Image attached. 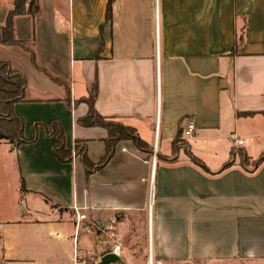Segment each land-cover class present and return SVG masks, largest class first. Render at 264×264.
<instances>
[{"label":"crops","instance_id":"0c3cea01","mask_svg":"<svg viewBox=\"0 0 264 264\" xmlns=\"http://www.w3.org/2000/svg\"><path fill=\"white\" fill-rule=\"evenodd\" d=\"M13 1L0 0V27ZM33 4L32 15L15 18L14 37L68 84L70 103L62 87L0 47V61L28 81L14 112L24 136H37L19 148L0 144L18 168L16 191L40 204L0 221V264H78L116 248L117 264H264V0ZM95 82L98 114L133 130L149 151L124 139L88 174L76 145L98 164L108 139L105 128L78 123ZM52 121L66 135L69 163L58 161L42 126L34 130ZM189 123L196 129L184 138Z\"/></svg>","mask_w":264,"mask_h":264},{"label":"trees","instance_id":"16d2710c","mask_svg":"<svg viewBox=\"0 0 264 264\" xmlns=\"http://www.w3.org/2000/svg\"><path fill=\"white\" fill-rule=\"evenodd\" d=\"M33 11V0L13 1V8L8 14L6 23L4 26L0 27V47L6 49L10 47L21 49L23 52L22 57L33 69L52 84L62 87L65 90V101L69 104L70 88L68 84L54 76L50 71L38 63L31 42L17 41L14 37L15 18L22 15H32ZM27 89L28 81L26 77H24L20 71L14 70L10 63L0 61V140L11 144L13 149L34 143L37 139L36 133L30 139L24 136V120L14 112V106L16 104L26 101ZM97 95L98 83L95 82L87 98L80 101L88 105L89 111L78 123L83 127H102L108 131L106 154L98 164H94L88 159L83 144L76 145L75 152L80 155L88 174L94 173L105 167L112 158L118 142L124 139H133L140 149L149 151L146 149V145L137 138L133 130L98 114L95 109ZM37 126H42L44 134L53 138L54 152L58 161L62 163L71 162L72 152L66 149V135L59 122L52 121L47 125L37 123L34 127L35 131L37 130ZM241 157H243L242 154ZM194 160L196 163H200L197 159L194 158ZM263 161L264 158L262 157L258 163Z\"/></svg>","mask_w":264,"mask_h":264},{"label":"rangeland","instance_id":"374dc122","mask_svg":"<svg viewBox=\"0 0 264 264\" xmlns=\"http://www.w3.org/2000/svg\"><path fill=\"white\" fill-rule=\"evenodd\" d=\"M7 51L12 54H16L18 56H22L23 52L21 49H15V48H7ZM2 62H8L11 64L14 70L20 71L15 64H13L10 61H2ZM5 143L0 144V221L4 220H14L18 217L23 216L24 212H27V210L31 207L38 206L39 203H37V200H31L29 197H22V194L18 193L16 190L20 186V183L17 179V166L15 163V160H13V157H9V150L5 145ZM184 148L187 147V145L182 146ZM241 157V156H240ZM264 158V156H262ZM92 231V236H94L93 240L97 238L96 228H94ZM108 238V237H107ZM106 240H109L107 239ZM111 239V238H110ZM124 239V238H123ZM77 240H79L80 243H86L88 238L86 236V233L83 229L80 230ZM96 245L92 246L93 250L96 249ZM145 244H141L139 246V252L144 253L145 249L148 251V261L150 258V248H145ZM107 248V249H106ZM127 252L130 251L132 248L129 246L124 247ZM104 249L108 251H111V245L104 247ZM105 250V251H106ZM103 251L98 252L95 250L94 254H91L89 259H91V262L94 264L98 261L100 256L103 254ZM153 264H157L155 261ZM171 264V263H170ZM193 264V263H188ZM198 264H204V263H198ZM215 264H229V263H220L217 262ZM230 264H240V263H230Z\"/></svg>","mask_w":264,"mask_h":264},{"label":"built area","instance_id":"2783aa9c","mask_svg":"<svg viewBox=\"0 0 264 264\" xmlns=\"http://www.w3.org/2000/svg\"><path fill=\"white\" fill-rule=\"evenodd\" d=\"M195 129H196L195 124L194 123H189L187 125L186 130L183 133L184 138L192 137L194 135ZM230 140L232 141V143H233V145H234L235 148H239V147H242L243 146V140L241 138H239L235 134H233V135L230 136ZM117 252H118V248L112 250L110 253L117 254ZM101 258H99L98 261L95 262L94 264H100ZM76 262L78 264H93L92 262L87 261V260L79 261L77 257H76Z\"/></svg>","mask_w":264,"mask_h":264},{"label":"water","instance_id":"95a60500","mask_svg":"<svg viewBox=\"0 0 264 264\" xmlns=\"http://www.w3.org/2000/svg\"><path fill=\"white\" fill-rule=\"evenodd\" d=\"M121 258L115 253H107L101 258L100 264H117Z\"/></svg>","mask_w":264,"mask_h":264}]
</instances>
